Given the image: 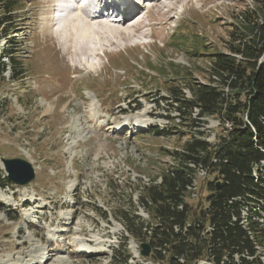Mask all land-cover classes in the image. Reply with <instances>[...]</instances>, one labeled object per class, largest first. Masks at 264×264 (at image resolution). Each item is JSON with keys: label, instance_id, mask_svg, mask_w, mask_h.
Listing matches in <instances>:
<instances>
[{"label": "rangeland", "instance_id": "obj_1", "mask_svg": "<svg viewBox=\"0 0 264 264\" xmlns=\"http://www.w3.org/2000/svg\"><path fill=\"white\" fill-rule=\"evenodd\" d=\"M151 1L149 9L133 0L137 10L124 23L110 20L123 35L104 33V13L93 17L101 37H93L90 46L98 51L90 62L87 55L82 59L68 24L58 19L57 0H20L6 19L0 15V70L4 63L11 66L2 51L18 43L17 62L0 77V199L6 200L0 201V264H40L51 245L56 252L46 264H124L126 255L128 264H155L140 254L149 239L133 238L121 213L134 210L153 220L140 209L144 184L157 182L175 165L169 154L181 151L196 130L166 100L168 88L180 86L192 98L185 88L191 79L227 95L229 85L213 84L208 55L227 51L231 32L257 0ZM41 99L54 110L46 113ZM199 114L195 108L191 120ZM201 122L204 138L217 147L227 127L213 116ZM120 125L128 132H115ZM163 128L169 133L158 134ZM3 159L28 161L35 180L3 188ZM215 180L210 170L207 181L221 182ZM205 190L202 202L186 198L194 215L210 208ZM82 233L83 244L96 249L91 258L73 251L82 246ZM17 247L28 257L10 258Z\"/></svg>", "mask_w": 264, "mask_h": 264}, {"label": "trees", "instance_id": "obj_2", "mask_svg": "<svg viewBox=\"0 0 264 264\" xmlns=\"http://www.w3.org/2000/svg\"><path fill=\"white\" fill-rule=\"evenodd\" d=\"M19 3L20 0H0V15L6 19L7 14L16 11ZM230 37L226 52L215 51L208 55L212 77L217 76L221 83L229 85L227 95L217 87L191 79L185 88H189L192 98L186 97L180 86L168 88L170 94L166 100L172 101L173 110L187 124L192 121L193 124L188 125L196 130H190L181 151L169 154L178 167L165 170L161 185L152 183L145 188L140 201L153 220L145 221L134 210L131 214L121 213L133 238L149 239L150 257L155 264H199L200 261L206 264H263L264 0H257L252 11L243 13L242 21ZM16 44L2 51L11 66L17 62ZM11 66L3 64L1 78ZM195 108L200 113L198 121L191 120ZM206 116L222 120V125L228 122L233 127L217 147L207 142L205 132L200 131L201 119ZM168 131L157 129L158 134ZM213 158L218 163L211 165ZM189 160L211 165L215 181L221 180L219 184L205 183L206 202L210 208L205 212L199 209L197 215L191 212L193 207L186 200ZM2 180V187L12 186L7 177ZM181 204L182 210L179 209ZM187 223L191 224L187 232H175L176 225ZM208 225L214 227V232L203 238L200 233ZM125 249L126 246L120 252L124 253ZM124 258V264H128V255Z\"/></svg>", "mask_w": 264, "mask_h": 264}, {"label": "bare ground", "instance_id": "obj_3", "mask_svg": "<svg viewBox=\"0 0 264 264\" xmlns=\"http://www.w3.org/2000/svg\"><path fill=\"white\" fill-rule=\"evenodd\" d=\"M62 1L63 0H57V2H56L57 5H54L57 8L55 10L58 11L59 15H60L61 11H66L67 12V9L72 7V9L69 12H67L65 14V16L62 17L61 19H63L62 21H64L66 24H68L69 32L70 33L73 32L72 35L78 40V42L82 46L78 50L79 53L82 54V59L87 55V57L88 56L89 57L88 58L86 57V59H88V62H90V60H89L90 57L91 56H96L97 55V51H98V49L96 47L95 48L97 50H95V48H92L90 46V44L92 45V41H94L93 37H95V39H97V41L101 37V35H98V30L95 28L97 26L94 23L95 21L92 20L93 17H97V15H99V13H102L101 3H99V0H95L96 1L95 8H97V13H93V12H90L86 8L87 4H89L90 6L95 4V1H93V0H88V1L86 0L85 2H84V0H66L65 3L63 4L65 8H61ZM158 1H160V0H158ZM132 2H133V0H131L129 2V5L127 7L122 8L121 11H120L121 13H119L120 17H123V19L121 18L123 23L126 22L128 20V18H130V16H132L133 13L136 11L135 10L136 6H134V4ZM151 3H153V2L151 1ZM149 5L151 6L150 3L146 4V6H149ZM150 8H152V7H150ZM106 15H109V14H106ZM106 15H104V14H100L99 15V16H101L99 18L103 19L104 23L106 24V25L104 24L105 26L103 28L104 31L106 30L104 33L111 34L112 36H114V35H123L125 33V31H121L120 32L118 29H116L115 25H112V23L109 20L110 18L108 16H106ZM58 19H60V18L58 17ZM53 20L55 21V19H53ZM101 24H103V23L101 22ZM83 54H85V55H83ZM87 63H86V66H88ZM90 69H94V67L91 66ZM41 104L46 106V108H45V112L46 113L52 112L54 110V105L51 102H47L46 99H41ZM19 232L23 233V231H21V229L19 230ZM37 237H38V234H37ZM22 245L26 246L25 242H23ZM51 247H52V245L41 256V258H43L45 260V264L47 262H49L50 259H52L54 253L56 252ZM81 247H83V248L85 247L84 250L88 251V248L86 246L82 245ZM23 248L24 247H20V248L17 247V249L13 248V251L12 252L10 251L12 253V254H10V258L14 259L15 255H18L19 257H22L23 259L28 257V256L22 254V249ZM14 250H16V251L19 250V251H17V252L15 251L16 253H14ZM36 252L40 253L41 251L36 250ZM134 252H135V250H134ZM135 254H136V252H135Z\"/></svg>", "mask_w": 264, "mask_h": 264}, {"label": "built area", "instance_id": "obj_4", "mask_svg": "<svg viewBox=\"0 0 264 264\" xmlns=\"http://www.w3.org/2000/svg\"><path fill=\"white\" fill-rule=\"evenodd\" d=\"M213 78H214V83H213L214 85H216V84L218 85L219 83L223 84V83L220 82V79L217 76L213 77ZM228 91H229V87H228ZM223 126L225 128L227 127V129H228L227 133L225 132V135H228L231 132V130L233 129L232 125L230 123H228V122L224 123ZM217 163H218V160L216 158H213L211 164H217ZM175 165L178 167V164L175 163ZM175 165H173V167ZM186 166H187V170L186 171L188 172V177L190 179L189 184H187V186H186V198L187 197L189 199L193 198V200H199L198 202H202V200H203L202 199V190H203L204 187L206 189L205 183L207 182V180L210 177V170H209L210 166H202V165H199V164L195 163L192 160H189V162H188V164ZM179 169H182V168L179 167ZM198 172H199V174H200V176L202 178H198L197 177ZM161 183H162V176L157 182L155 181L154 184L161 185ZM144 185L147 186V185H150V184L147 183V184H144ZM140 209H142L146 213V211H145V209L143 207H140ZM179 209H181V210L183 209V204H181L179 206ZM190 228H191V224L190 223H187L186 226L185 225L184 226L176 225L175 232L176 233L177 232L185 233ZM213 232H214V227H212L211 225H208V226H205L204 229H202V231L200 233V236L203 237V238H206L209 235H211ZM149 233H151V231H149ZM159 250L162 251L161 249H159ZM163 252H165V251H163ZM181 262H184V260H181ZM203 263H205V262L204 261H200L199 262V264H203Z\"/></svg>", "mask_w": 264, "mask_h": 264}, {"label": "water", "instance_id": "obj_5", "mask_svg": "<svg viewBox=\"0 0 264 264\" xmlns=\"http://www.w3.org/2000/svg\"><path fill=\"white\" fill-rule=\"evenodd\" d=\"M3 167L7 174L8 180L18 186H26L36 178L34 167L23 159H3ZM140 254L142 257H149L152 251L150 243L141 245Z\"/></svg>", "mask_w": 264, "mask_h": 264}]
</instances>
